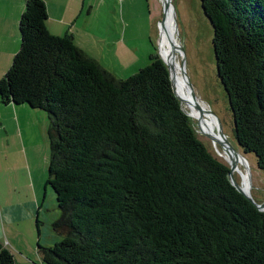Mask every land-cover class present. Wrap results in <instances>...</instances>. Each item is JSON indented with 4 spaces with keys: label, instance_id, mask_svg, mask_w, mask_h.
Returning <instances> with one entry per match:
<instances>
[{
    "label": "trees",
    "instance_id": "16d2710c",
    "mask_svg": "<svg viewBox=\"0 0 264 264\" xmlns=\"http://www.w3.org/2000/svg\"><path fill=\"white\" fill-rule=\"evenodd\" d=\"M235 140L264 172V0H201ZM27 0L3 104L50 118L47 185L62 240L46 264H264V212L199 139L158 56L117 80ZM237 179V176L235 174ZM0 264H15L0 242Z\"/></svg>",
    "mask_w": 264,
    "mask_h": 264
},
{
    "label": "crops",
    "instance_id": "0c3cea01",
    "mask_svg": "<svg viewBox=\"0 0 264 264\" xmlns=\"http://www.w3.org/2000/svg\"><path fill=\"white\" fill-rule=\"evenodd\" d=\"M26 1L0 0V81L21 49L19 25ZM43 1L49 32L72 36L97 61L96 54L109 52L111 12L116 8L124 12L130 0ZM112 50L124 54L120 39ZM50 125L45 111L26 104L5 105L0 97V242L13 254L15 264H46L41 248L62 240L53 229L62 213L55 191L47 185Z\"/></svg>",
    "mask_w": 264,
    "mask_h": 264
},
{
    "label": "rangeland",
    "instance_id": "374dc122",
    "mask_svg": "<svg viewBox=\"0 0 264 264\" xmlns=\"http://www.w3.org/2000/svg\"><path fill=\"white\" fill-rule=\"evenodd\" d=\"M162 1L130 0L124 12L117 8L113 15L111 12L110 23L107 28L109 52L103 55L98 53L96 57L97 62L113 74L117 80H125L135 75L148 66L152 57L158 56L159 53L164 58L162 52L163 26L161 25L159 29V23L163 18ZM172 3L177 24V35L173 30L172 38L174 44L179 42L184 50L187 75L197 96V101L206 107L208 106V110H211L219 118L216 117L221 121V128L228 143L245 156L244 160L247 165L249 164L252 172V195L257 202H264V172L258 168L256 157L245 155L235 140L233 114L227 93L218 76L213 44L214 28L211 21L203 10L201 0H172ZM119 39L122 46L125 47L124 54L120 55L112 50V45ZM175 55L179 58L181 78L186 88L185 95L179 93L176 83L175 90L182 98L184 109L191 115L199 139L220 161L230 164L232 160L224 152L219 142L215 143L211 140L212 137L219 135L218 130L211 126L215 136L210 137L209 127L203 122V117L197 110H192L188 92L191 90L184 79L185 77H183L182 56L180 52H176ZM168 64L170 65V63ZM238 165L242 171L236 170L237 181L241 183V186L245 184L242 176L244 172L246 187L248 182L247 170L241 162Z\"/></svg>",
    "mask_w": 264,
    "mask_h": 264
},
{
    "label": "bare ground",
    "instance_id": "6f19581e",
    "mask_svg": "<svg viewBox=\"0 0 264 264\" xmlns=\"http://www.w3.org/2000/svg\"><path fill=\"white\" fill-rule=\"evenodd\" d=\"M174 25L175 24H174V20H173V8H171L169 10V12L167 13V23H166V26H163V38H164L163 39V46H162V49H163L162 52H163V57H164L163 59L166 60V62L170 63V65L172 67L173 74H174V76H176L175 83H176V86L178 88L179 93L181 95H185V89L186 88H185L183 79L181 78V66L178 63V61H179L178 56L175 55L177 51L174 49V40L172 38L173 37V33H174L173 32ZM183 77H185L184 74H183ZM184 79H185V81H187L186 78H184ZM188 92H189V104L191 105V108H192L193 111H196L197 110L199 112V114H201V116L203 117L202 118L203 119V122L206 123V125L209 127L210 134H211L210 137H212V135H214V129L215 130L217 129L218 132H219V135L217 134V137L218 138L217 137H213V138H215V143H217V142H219V144L221 142L222 143H225V142L228 143L227 137L225 136L224 132L222 131L221 123L216 118V116L213 115L211 113V111L208 110V108H207L208 106L206 107L202 103H199L198 101H194L192 99L191 91H188ZM197 106H199V107H197ZM220 146H221V144H220ZM223 150L229 156V158L231 160H234L235 159L234 158V154L227 153V151L224 148H223ZM236 162H237V169L238 170H241L242 171L241 167L238 165L239 162H241L244 165V167L246 168L247 175H248V182H247V186L245 187V184H246V176H245V174L243 172L242 176H243V179H244V183L245 184L242 185V187H243V189H244L245 192H247V193L250 192V194H252V187L250 188V185H251L250 173L252 175V172H251V169L249 167V164L247 165V163L244 160V157L243 158H240V160H237Z\"/></svg>",
    "mask_w": 264,
    "mask_h": 264
},
{
    "label": "water",
    "instance_id": "95a60500",
    "mask_svg": "<svg viewBox=\"0 0 264 264\" xmlns=\"http://www.w3.org/2000/svg\"><path fill=\"white\" fill-rule=\"evenodd\" d=\"M162 5H163V18L161 20V22L159 23V29L161 28V25L162 26H166V23H167V13L169 12V10L171 8H173V20H174V30H175V34L177 35V24H176V15H175V9H174V6H173V3H172V0H163L162 1ZM165 28V27H164ZM174 49L177 51V52H180L181 53V56H182V68H183V74L187 80V83L189 85V88L191 90V95H192V99L194 101H197V96L194 92V89H193V86L190 82V79L187 75V71H186V58H185V54H184V50L181 46V44L178 42V44H174ZM159 57L163 60V62L166 64L168 70H169V73H170V78H171V83H172V87H173V90H174V93L175 95L177 96V98L180 100L181 104H183V101L182 99L178 96V94L176 93V90H175V81H176V76H174L173 72H172V68L171 66L162 58L161 56V53H159ZM199 107V106H197ZM211 111V110H210ZM211 113L213 115H215L212 111ZM187 114L191 117V115L187 112ZM216 116V115H215ZM217 117V116H216ZM218 118V117H217ZM219 119V118H218ZM219 122L221 123V121L219 120ZM222 125V124H221ZM212 142H215V138H211ZM221 146L227 151V153L229 154H234V160H232L230 162V180H231V183L233 184V186L240 192L242 193L243 195L246 196V198L251 202L253 203L260 211L264 212V202H257L253 195L250 194V192H245L244 189L242 188L241 186V183H239L235 177V172L237 170V160H240V158H243L245 157L243 154H241L240 152L236 151L235 148L225 142V143H220ZM250 180H251V185H250V188L252 187V181H253V178H252V175L250 173Z\"/></svg>",
    "mask_w": 264,
    "mask_h": 264
}]
</instances>
